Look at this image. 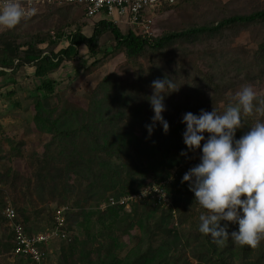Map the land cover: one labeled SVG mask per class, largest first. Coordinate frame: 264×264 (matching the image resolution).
<instances>
[{
    "label": "trees",
    "instance_id": "1",
    "mask_svg": "<svg viewBox=\"0 0 264 264\" xmlns=\"http://www.w3.org/2000/svg\"><path fill=\"white\" fill-rule=\"evenodd\" d=\"M170 9L188 12V22L152 39L106 17L94 21L87 32L91 17L85 16L82 4L74 3L39 5L15 28H0V90L26 67L39 81L27 94L33 105L30 124L35 140L0 128V156L7 153L15 162V169L0 173V180L28 234L52 228L55 207L68 206L66 237L40 246L42 264H264V239L255 249L231 240L218 247L210 235L201 234L199 217L206 210L194 201L188 182H181L200 163L204 143L196 151L187 149L186 125L181 122L185 113L199 115L201 109L214 108L222 114L236 104L235 94L247 85L259 91L255 107H264V4L178 0L158 8L160 13ZM105 35L113 39L109 52L100 51ZM244 36L247 43H238ZM81 47L94 58L84 74L100 66L106 56L121 53L135 72L134 82L113 70L93 86L86 107L69 102L60 112L45 108L59 86L53 74L75 59ZM161 60L166 71L159 69ZM165 77L179 87L164 98L162 115L169 131L165 134L157 122L149 136L146 125L154 116L148 99L151 84ZM12 94L10 90L6 95ZM242 117L236 139L257 121L264 122V112L254 110ZM165 181L169 182L162 188L170 205L156 192L129 202V211L125 204H108L109 198L117 200ZM1 200L0 196V264H35L12 253L13 237ZM102 202L106 206L101 209ZM224 223L229 233L238 231V224Z\"/></svg>",
    "mask_w": 264,
    "mask_h": 264
},
{
    "label": "clouds",
    "instance_id": "2",
    "mask_svg": "<svg viewBox=\"0 0 264 264\" xmlns=\"http://www.w3.org/2000/svg\"><path fill=\"white\" fill-rule=\"evenodd\" d=\"M34 11H26L19 0H5L0 8V28L13 29ZM151 87L153 94L148 99L154 116L152 124L146 125L148 134L152 135L157 122L167 134L164 98L179 87L168 77L154 80ZM235 99L236 104H230L222 114L213 108L211 112L201 109L199 115H183L187 149L196 151L204 143L200 163L190 168L181 182H188L194 201L206 210L199 217L201 234L210 235L218 247L231 240L255 249L264 239V122L257 121L239 139L235 134L243 126L242 114L264 112V107H255L257 93L251 85L243 86ZM222 221L238 224V231L229 233L228 223L222 225Z\"/></svg>",
    "mask_w": 264,
    "mask_h": 264
},
{
    "label": "rangeland",
    "instance_id": "3",
    "mask_svg": "<svg viewBox=\"0 0 264 264\" xmlns=\"http://www.w3.org/2000/svg\"><path fill=\"white\" fill-rule=\"evenodd\" d=\"M246 1L248 2L257 0ZM261 2L264 4V0H261ZM182 10L170 9L168 11L160 13V11L156 7L146 9V12H153L154 14L153 36H151L150 39H152V37L154 36L161 34L163 31L172 29L177 25H182L183 21L184 23L188 22V12ZM104 17H106L105 13L103 11H99L93 17L87 19V23L85 26L87 32L91 31L92 24L94 21L102 19ZM120 27L123 31H126L127 29L125 25H120ZM246 38L247 36L239 37L237 39V42L247 43ZM112 41L113 39L110 35H105L104 37H102L100 41V51L106 48V50L109 52L112 48ZM63 45H65V41L61 42L60 44V46ZM101 56L102 52L98 54V57ZM93 60L94 58L86 53L85 48L81 47L78 50V54L75 59L64 62V64H62V66L53 74V78L59 81V86L56 88L57 92L55 96H52L47 100V105L44 104V107L47 109L56 107L57 112H60L63 106H67L69 102L77 104L81 107H86L90 102L91 89L93 88V86L105 74L113 70L117 71L121 78L125 79V81H127L128 83L134 82L135 72L132 71L123 54L116 53L115 56H106L100 66H98L91 72L84 74V69L89 66V64H91ZM139 62H143V64L147 67L146 61H144L143 59H140ZM197 64L202 69L206 68V64L203 60L197 61ZM159 69L160 71L167 70V65L164 60H161L159 62ZM31 73L32 69L30 67H26L25 69L19 71V73L15 76V80L13 83L11 81H8L6 86H4V88L0 90V128H3L2 130L9 131L14 135L17 134L18 136L23 135L22 133H26L27 139L31 138L35 140V133L30 124L31 116L33 114V105L30 104L31 100L28 99L27 94L29 95V91H33L34 87L37 86L39 81L36 80ZM10 90L13 91V94L8 97L6 94ZM255 91L256 93L259 92L258 90ZM13 102H16V105H13ZM191 158L194 159L195 155H192ZM8 168H10L11 170L15 169V162H10L9 157H7L6 153L5 156H0V173H4ZM174 174L175 172L174 170H172L171 175ZM168 182H161L159 185H157L158 188L160 187V191L155 192H157L159 196L164 195L165 198H163V201L166 204L170 205L171 198L165 194L162 188L163 185H166ZM2 184V180H0V196L2 199L1 201L3 202L4 206L9 204L14 207L12 202V195ZM151 186L152 185L144 187V189H150H147L144 192L143 196L150 193V190L153 189V187L151 188ZM157 187L154 188L157 189ZM120 198H122V196H120ZM51 205L54 206V204ZM101 205H103V202L101 203ZM125 209L126 211H129L130 205L128 204V207H125ZM173 225H176V223ZM11 259L12 257L9 258L8 256L7 261H12Z\"/></svg>",
    "mask_w": 264,
    "mask_h": 264
},
{
    "label": "built area",
    "instance_id": "4",
    "mask_svg": "<svg viewBox=\"0 0 264 264\" xmlns=\"http://www.w3.org/2000/svg\"><path fill=\"white\" fill-rule=\"evenodd\" d=\"M178 0H19L22 7L31 12L39 5L45 3L55 4H82L85 8V16L93 17L99 11L105 13L106 18L110 19L117 24H127L130 27L137 29L140 34L145 38H151L153 36V12H146V9L156 7L157 9L162 3H175ZM5 0H0V8H2ZM29 16V15H27ZM153 189L151 192H159L160 188L157 186H151ZM154 187H157L154 188ZM150 189V188H147ZM144 189L139 193H133L128 196H124L119 200L109 198L108 204H125L128 207L129 202L135 201L143 197ZM156 192V193H157ZM162 199L164 195L160 196ZM106 203L99 205V208H104ZM68 206H58L54 209V224L52 228H47L44 231L37 232L35 234L26 233L21 222L17 220V214L11 205L7 204L2 210L5 216L6 223L9 231L13 237L12 253L14 255L21 254L29 257L35 264H42L43 252L40 246L49 245L50 241L56 237L65 238L66 234L63 230L65 225V211Z\"/></svg>",
    "mask_w": 264,
    "mask_h": 264
},
{
    "label": "crops",
    "instance_id": "5",
    "mask_svg": "<svg viewBox=\"0 0 264 264\" xmlns=\"http://www.w3.org/2000/svg\"><path fill=\"white\" fill-rule=\"evenodd\" d=\"M105 18V17H104Z\"/></svg>",
    "mask_w": 264,
    "mask_h": 264
}]
</instances>
